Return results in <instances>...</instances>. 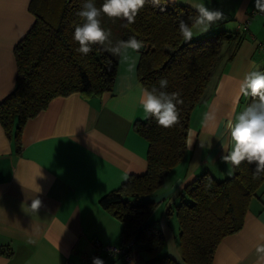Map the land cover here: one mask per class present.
I'll list each match as a JSON object with an SVG mask.
<instances>
[{
    "label": "crops",
    "instance_id": "obj_1",
    "mask_svg": "<svg viewBox=\"0 0 264 264\" xmlns=\"http://www.w3.org/2000/svg\"><path fill=\"white\" fill-rule=\"evenodd\" d=\"M30 2L0 0V103L16 87L15 47L34 23ZM208 6L221 10L223 17L194 38L220 30L244 31L248 23L247 39L232 61L221 63L194 110L182 162L146 199L156 203L148 223L165 236L159 256L168 255L179 264H185L175 213L180 195L205 172L216 179L235 172L229 174L221 159L231 146L226 122L247 105V95L239 90L244 74L264 69L259 49L264 15L255 14L254 0H208ZM107 40L99 43L118 60L112 92L89 99L80 93L54 98L24 125L18 143L0 122V264H92L82 256L96 255L95 241L123 245L121 222L99 201L130 176L146 172L148 142L134 125L149 114L139 104L145 88L137 77L140 53L130 49V59L121 60L110 50L120 36ZM35 197L40 205L31 209L27 205ZM259 232H264V191L251 201L243 228L220 243L213 264H254ZM133 251L131 263L104 252L98 257L104 264H148L147 244H136Z\"/></svg>",
    "mask_w": 264,
    "mask_h": 264
},
{
    "label": "trees",
    "instance_id": "obj_2",
    "mask_svg": "<svg viewBox=\"0 0 264 264\" xmlns=\"http://www.w3.org/2000/svg\"><path fill=\"white\" fill-rule=\"evenodd\" d=\"M82 4L83 0L30 2L34 23L15 47L16 87L0 103V122L17 143L24 125L54 98L80 93L89 99L113 91L118 60L99 42L88 54L76 51L78 42L72 33L74 24L81 22L76 13ZM193 13L194 9L184 4L145 0L132 22L123 17L119 35L120 40L136 35L144 42L138 50L140 83L159 89L158 80L166 77L164 90L177 92L180 101L178 120L168 128L158 125L150 114L145 121L135 123V131L148 142L146 172L130 176L99 201L121 222L123 245L132 239L148 245V264H179L168 255L159 256L165 236L148 223L156 203L146 199L163 187L182 162L194 110L206 97L221 63L232 61L247 39L246 30H220L184 41L178 21L188 20ZM247 96V105L257 99ZM255 163L242 162L224 180L205 172L184 188L175 213L185 264H213L223 239L243 228L251 201L264 191V172L254 176Z\"/></svg>",
    "mask_w": 264,
    "mask_h": 264
},
{
    "label": "clouds",
    "instance_id": "obj_3",
    "mask_svg": "<svg viewBox=\"0 0 264 264\" xmlns=\"http://www.w3.org/2000/svg\"><path fill=\"white\" fill-rule=\"evenodd\" d=\"M160 3L161 0H155ZM167 2V0H163ZM187 3L194 9V13L188 20L179 19L178 32L184 41H191L200 33L208 31L212 24L223 17V12L208 6V0H177ZM145 4V0H103L97 7L95 0H83L82 6L76 15L81 22L74 24L72 38L78 42L76 51L88 54L96 42H104L109 36V29L102 26L100 19L102 14L109 17H124L126 22H132L139 9ZM257 12L264 14V0H254ZM143 40L136 35H129L127 39H121L110 49L120 56L121 60L130 59L129 50H139L143 46ZM159 89L153 86L151 89H141L139 104L145 114L155 118L158 125L168 128L178 120L177 105L180 102L177 92H168V79L161 77L158 80ZM240 94H251L257 99L240 110L235 119H229L226 127L230 130V148L221 156L227 162L229 174L242 162H256L253 171L254 176L264 172V70L253 69L244 74L239 85ZM191 143V140H189ZM40 199H32L31 209H37ZM256 259L254 264H264V232L257 234L255 242ZM92 264H104V260L98 256L93 257Z\"/></svg>",
    "mask_w": 264,
    "mask_h": 264
},
{
    "label": "built area",
    "instance_id": "obj_4",
    "mask_svg": "<svg viewBox=\"0 0 264 264\" xmlns=\"http://www.w3.org/2000/svg\"><path fill=\"white\" fill-rule=\"evenodd\" d=\"M255 14H260L256 11ZM264 15V14H260ZM244 30H248V23L244 25ZM259 49L261 50L263 56H264V41L259 42ZM136 245V240L132 239L127 245L122 246H115L111 244H104L101 241H95V246L97 249V253L95 256H98L101 252H104L108 256H120L123 257L128 263H131L135 260L136 254L133 251L134 247ZM93 257H90L88 255H83L82 259L84 261H92ZM67 264H72L70 262H67Z\"/></svg>",
    "mask_w": 264,
    "mask_h": 264
},
{
    "label": "rangeland",
    "instance_id": "obj_5",
    "mask_svg": "<svg viewBox=\"0 0 264 264\" xmlns=\"http://www.w3.org/2000/svg\"><path fill=\"white\" fill-rule=\"evenodd\" d=\"M102 3H103V1L99 0V2L96 3V6L99 7ZM100 19L102 21V26L105 27L106 29L110 30L108 37L113 38V36H119L120 35L121 28L123 26V17H109L106 14H102ZM104 42H108V40L104 41ZM101 44H103V43H101ZM245 99L247 101L248 96H246ZM225 178H228V177H223V179H217V180H224Z\"/></svg>",
    "mask_w": 264,
    "mask_h": 264
}]
</instances>
